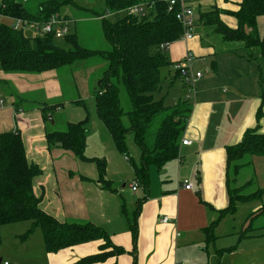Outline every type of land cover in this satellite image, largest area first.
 Instances as JSON below:
<instances>
[{"label":"crops","instance_id":"0c3cea01","mask_svg":"<svg viewBox=\"0 0 264 264\" xmlns=\"http://www.w3.org/2000/svg\"><path fill=\"white\" fill-rule=\"evenodd\" d=\"M240 2L241 0H195L193 38L184 40L179 37L170 42L166 50L170 64L168 69L163 68L162 78L170 84L179 80L191 111L179 143V156L166 161L162 166L150 165L147 186L143 187L139 182L141 193L138 188L131 190L129 184V189L120 191V187L115 184L117 176L109 174L111 160L121 163L120 155L126 160H129V155L127 157L118 151L101 120L104 129H98V136L107 140L108 132L113 144L111 148L108 146L107 156L106 153L103 154L102 176L99 174L95 182L91 179L86 182L89 178L78 171L76 164L75 158L79 157L62 148L61 144L48 145L46 132L52 128H48L37 105L32 104L33 107L29 110L14 109L8 87L27 98H33L30 99L32 101H38L35 97H39L40 93L42 101H61L62 104L54 113L56 117H52L53 126L57 120H62L60 114L64 103L84 105L82 97L88 98V91L87 94L82 92V97L80 96L81 86L75 78L78 69H73L71 80L64 89L58 70L27 74L6 73L0 68V93L5 97L4 104L0 106V133L19 131L28 161L41 168V174L32 180L33 192L40 198V208L60 221H89L103 228L112 243L128 251L93 264H203L205 254L208 259H215L217 264H223L220 255L235 254L238 247H242L239 248L242 258L235 264H264L263 245L238 246L243 240L257 242L255 233L242 236L241 231H238L236 243L228 246L227 239L220 237L233 232L216 234L212 240H207L204 232L229 203L226 147L238 143L247 130L257 127L256 132L264 134V64L260 49L255 47L248 51L239 43L223 41L210 27H205L198 21L201 12L216 7L221 10L220 20L228 27L235 28L236 18L229 12L236 11ZM256 27L259 36L263 38L264 14L257 16ZM188 51L194 56L191 61L193 70L201 72L192 87L176 77L173 69V64L183 59ZM99 65L102 69L104 63ZM202 66L206 72L202 70ZM95 80L92 85L89 81V91L94 97L98 88V84H94ZM64 90L72 93L70 98L65 97ZM158 95L166 103L162 90ZM31 103L33 102L30 105ZM80 120H62L63 128L59 130L64 129L66 122ZM86 128L84 150L89 133L87 122ZM183 139L190 143L182 144ZM245 159L246 165L243 164L239 169L235 183L250 184L256 180L261 186L258 187L264 190V156L252 155ZM245 168H251L252 175L249 173L241 180L239 176ZM133 175V180H137L134 166ZM261 175L263 177H259ZM100 179L109 180L114 190L103 187ZM184 183H189L191 188L186 189ZM228 215L226 213L220 218L214 234L217 227L229 218ZM163 216H167L169 221L163 223ZM134 221L137 226L135 242L132 241L130 229ZM29 227L30 224L27 230ZM42 242L44 247V241ZM210 242L213 243L211 247ZM100 244L102 240H92L56 252H47L44 248L45 256L38 264H70L81 257L97 253ZM229 247L234 249L222 252ZM9 262L17 264V261Z\"/></svg>","mask_w":264,"mask_h":264},{"label":"trees","instance_id":"16d2710c","mask_svg":"<svg viewBox=\"0 0 264 264\" xmlns=\"http://www.w3.org/2000/svg\"><path fill=\"white\" fill-rule=\"evenodd\" d=\"M31 1L35 2L33 9L28 7ZM78 1L0 0V12L39 23L46 22L55 13L72 21L69 15H63V7L87 12L90 17L100 19L107 48L93 49L80 44L72 22L66 35L55 37L53 32L40 34L34 30L25 32V29H14L6 20H2L0 68L6 73L34 74L52 69L61 72L62 68L73 72L75 62L88 61L90 58H97L104 63L101 82L95 95L97 115L118 151L127 157L125 137L132 133L139 149V163L134 164L135 176L146 187L150 165L162 166L166 161L179 156V143L191 111L188 99L180 98L173 105H167L163 98L157 99L154 96V92L161 86L162 70L170 64L166 50L160 45L177 40L182 33L181 26L173 14L167 11L163 0H146L153 1V7L144 16H119V13H115L114 20L104 16L106 10L117 12L144 0H102L101 10L83 7ZM220 12V9L212 7L201 12L198 21L205 27H210L223 41L239 43L248 51L258 47L264 64V37L259 36L256 27L257 16L264 14V0H241L239 8L229 12L236 18L235 28L228 27L220 20ZM102 15L104 17L100 18ZM58 39H63L66 44L60 46L56 42ZM175 75L180 78L176 71ZM8 92L14 98L12 105L16 111L29 110L35 104L41 110L45 122L48 121V115L54 119L55 109L62 104L61 101H32L11 87H8ZM122 93L128 105L126 109L121 105ZM30 102L33 103L30 105ZM124 115L128 119V125L122 122ZM86 122L87 118L78 122H66L62 130L47 131L48 145L61 142L62 148L84 158ZM256 131L257 127L247 130L238 143L226 147L229 203L226 209L220 211L218 218L205 228L207 240L215 237L214 228L224 214L235 213L238 202L263 198V188H258L253 193H244L249 182L231 186L232 182L235 184L236 175L243 165L238 163L242 157L264 156V134ZM97 166L102 176L104 161L97 160ZM230 167L233 169L232 175ZM41 172L36 163L28 161L19 131L0 133V226L30 221V227L20 237L27 238L33 229L39 227L47 252L102 240L97 253L81 257L70 264H93L128 252L124 247L112 243L103 228L89 221H60L43 211L39 206L40 198L32 188L33 178ZM100 181L103 187L114 190L109 180ZM261 213H264V201ZM251 226L250 223L246 229ZM130 227L132 241L135 242L136 222L131 223ZM246 231L242 236L249 235ZM233 249L229 247L222 252Z\"/></svg>","mask_w":264,"mask_h":264},{"label":"rangeland","instance_id":"374dc122","mask_svg":"<svg viewBox=\"0 0 264 264\" xmlns=\"http://www.w3.org/2000/svg\"><path fill=\"white\" fill-rule=\"evenodd\" d=\"M78 3L83 7L92 8V9L94 8L98 10H101L103 7L102 0H79ZM28 7L33 9L35 7V2L31 1L28 4ZM62 12H64L63 14L66 13L71 17L72 24L75 25V31L77 32L80 44H82L85 47L93 48V49L107 48L106 47L107 43L103 38V34L101 30V21L99 18L90 17L87 12L80 11L74 8H68V7H63ZM122 15L123 13H119V16ZM108 17L112 20L116 18L114 15H110ZM26 31L33 32V30L29 28H26L25 32ZM56 42L60 46H64L66 44L65 41H63V39L62 40L58 39ZM222 55L225 54L223 53ZM99 61L100 60H98L97 58H90L88 59V61L75 62L76 66L74 68L79 70L75 74V78L78 80L81 86L79 87L80 96L82 92H85L87 94L88 91V98L81 96L85 103L84 105L73 104L71 102L64 103L60 114L63 121L65 119L68 121H77L80 119L87 118V127L89 128V133L87 135L86 148L84 150V158H75L76 164L78 165V171H80L83 175H86L89 178L88 180H86V182L90 181V179L94 182L95 180H97V178L99 177V170L97 168L96 159L98 158L101 160L103 154L105 153H106L105 155L107 156L108 149L111 148V145L113 144L108 132H106L107 140L100 139L98 136V129H104V126L100 121L96 112L95 97L89 91V81L90 84L92 85L94 79H96L94 84H97V82L100 80L102 69L101 66L99 65V63L101 62ZM168 68L169 67H167V69ZM203 68L204 66H202V70L204 71ZM60 73H59V78L60 81L62 82V87L65 89L68 81L71 80V72L66 68L64 69L62 68ZM171 73H173L172 70ZM27 74H33V73H27ZM34 74H38V73H34ZM173 84H175V86H177L178 88H176ZM173 84H170L168 80H164V78H162L160 88L154 92L155 98L157 99L160 98L158 94L159 91L161 90H162V96H165V102H166L165 104L167 105H173L179 98H184L185 95H184L183 86L181 85L179 80L176 79L175 83ZM1 94L3 95V93ZM71 94L72 93H70V91L64 90V95L66 98H70ZM41 96L42 94L40 93L39 97H35V99L40 101L42 100L40 98ZM29 99H33V98H29ZM121 105L124 109H126L128 106L125 101V97L123 93L121 94ZM53 116L55 115L53 114ZM57 119L58 118H56V120ZM62 120L61 121L57 120L56 124H54L53 126L51 125L50 121L49 122L46 121V123L48 124L47 125L48 128L51 127L52 130L53 127L54 129H61L63 128V123H64ZM122 122L124 123V125H128V119L125 115L122 117ZM125 143L127 148V154L131 159L126 160L124 156L120 155L122 157L121 163L111 160L108 169L110 175H113L114 177L117 176V178L115 179V184H117L120 187L119 188L120 191L129 189L128 184L131 185V183L137 181V180H133L134 178L133 166L134 164L139 163V149L134 143L132 133H128L126 135ZM245 157H249V156L242 157L238 163L244 164L245 163L244 161L246 160ZM232 170L233 169L230 167L231 175H232ZM249 173L252 175L251 168L243 169V171L239 176V179L243 180L244 178H246V176ZM259 177H263V175ZM231 186L234 187L238 185L232 182ZM258 186L261 187L260 183L256 180H253L249 185L245 187L244 193L245 194L253 193L259 188ZM121 187L123 189H121ZM138 190L140 193L142 192L140 186L138 187ZM263 201L264 198H262V200L256 199L247 202H238L237 209L235 210L234 213V218H232L233 214L229 213V215L227 216L229 218H227L223 224L217 227L215 231V235L223 234L224 232L226 233L233 232L231 234H226V236L221 235L220 237V239H227L226 244H228L229 246L230 244L233 245L234 243H236L238 237L237 235L238 231H241L240 234H243L245 233V230H247L246 232L248 233H255V235H257L256 239L258 241L252 242L250 240H243L241 245L238 246H249V245L257 246V247L261 245L264 246V215H263L264 213L262 214V216L258 215V213H261ZM251 222L253 229L252 226L246 229ZM29 224L30 221H24V222H18L17 224H6L0 226V258L3 261L5 260L17 261V264H38L39 262H41L42 257L45 256L44 254L45 250L43 247L42 232L40 228L36 227L33 233L25 239H22L20 237L27 230ZM227 237H231V239H228ZM212 244L213 243L210 242L209 246L211 247ZM239 248L242 247H238L234 251L235 254L226 253L225 255H223L224 257L220 255L221 257L220 259H222L224 262L223 264H228L227 262H229L230 264H235V262L241 260L242 257L240 256L241 252L239 251ZM202 263L217 264V261L215 259H211V260L208 259L207 255L205 254ZM183 264H189V263H183ZM194 264H200V263H194Z\"/></svg>","mask_w":264,"mask_h":264},{"label":"built area","instance_id":"2783aa9c","mask_svg":"<svg viewBox=\"0 0 264 264\" xmlns=\"http://www.w3.org/2000/svg\"><path fill=\"white\" fill-rule=\"evenodd\" d=\"M25 1V0H24ZM166 3L167 11L172 13L175 20L180 24L182 33L180 35L181 39L189 40L194 36V28H195V0H163ZM153 7V1H140L138 3H134L129 5L117 12L106 10L104 16H110L117 13H123L126 15H139L144 16ZM103 15L100 18L104 17ZM6 20L11 27L14 29H32L35 32H39L40 34L46 32H53L55 37H62L69 32V21L61 17L58 13H55L49 17L46 22H30L28 20L19 18V17H11L9 15L0 12V21ZM171 43L166 42L162 43L160 47L164 50H167ZM193 54L188 51L184 55L183 59L176 61L173 64V69L178 73L179 77L184 81V83L188 87H192L198 77L201 76V72H195L191 66V61L193 60ZM5 102L4 96L0 93V106H2ZM182 144H189L190 142L186 139L181 141ZM139 186V183L133 182L131 183V190L135 191ZM184 187L186 189H190L191 185L189 183H184ZM163 223L168 222L169 219L167 216H163L161 218ZM1 264H13L9 261L1 260Z\"/></svg>","mask_w":264,"mask_h":264},{"label":"water","instance_id":"95a60500","mask_svg":"<svg viewBox=\"0 0 264 264\" xmlns=\"http://www.w3.org/2000/svg\"><path fill=\"white\" fill-rule=\"evenodd\" d=\"M99 83H100V80L97 82V84L99 85ZM48 121H50L51 124L54 123V120L52 119V116L51 115H48ZM58 144H61V143L59 142ZM0 263H1V258H0Z\"/></svg>","mask_w":264,"mask_h":264},{"label":"bare ground","instance_id":"6f19581e","mask_svg":"<svg viewBox=\"0 0 264 264\" xmlns=\"http://www.w3.org/2000/svg\"><path fill=\"white\" fill-rule=\"evenodd\" d=\"M100 17V16H99Z\"/></svg>","mask_w":264,"mask_h":264}]
</instances>
